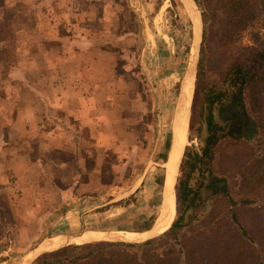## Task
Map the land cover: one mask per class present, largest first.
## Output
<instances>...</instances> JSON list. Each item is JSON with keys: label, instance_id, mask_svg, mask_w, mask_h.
<instances>
[{"label": "rangeland", "instance_id": "1", "mask_svg": "<svg viewBox=\"0 0 264 264\" xmlns=\"http://www.w3.org/2000/svg\"><path fill=\"white\" fill-rule=\"evenodd\" d=\"M202 26L196 46L181 0H0V264H32L46 254L33 259L41 244L66 236L152 230L161 219L175 113L192 55L181 154L201 149L207 137V111L195 101L202 97ZM238 42L264 45V22ZM211 44L202 83L226 92L213 106L214 122L233 137L230 127L243 111L251 117L247 100L223 81L240 50H222L217 38ZM87 105L98 116L94 127ZM253 130L240 131L244 143L237 147L263 149L264 135ZM179 175L180 167L162 232L176 216ZM211 178L196 172L191 183ZM229 181L233 187L236 179ZM200 193L213 194L202 187ZM98 236L86 243L127 242Z\"/></svg>", "mask_w": 264, "mask_h": 264}, {"label": "trees", "instance_id": "2", "mask_svg": "<svg viewBox=\"0 0 264 264\" xmlns=\"http://www.w3.org/2000/svg\"><path fill=\"white\" fill-rule=\"evenodd\" d=\"M195 1L205 24L197 83L202 97L195 96V101L207 111V137L201 149L186 147L170 227L142 242L95 241L65 247L32 264H264V143L261 151L237 147L243 138L228 137L214 122L213 106L226 92L214 86L206 89L202 83L211 40L220 39L222 50H240L223 81L247 100L256 136L264 135V45L238 42L244 32L264 22V0ZM222 142L229 146L220 147ZM196 172L212 178L194 187ZM218 172L222 183L214 177ZM228 178L236 179L233 187ZM201 187L213 194L203 197Z\"/></svg>", "mask_w": 264, "mask_h": 264}, {"label": "bare ground", "instance_id": "3", "mask_svg": "<svg viewBox=\"0 0 264 264\" xmlns=\"http://www.w3.org/2000/svg\"><path fill=\"white\" fill-rule=\"evenodd\" d=\"M182 3L185 6V9L187 10V13L189 14L190 18L194 21V29H195V33H196V39H195V45L196 42H198L199 39V34H200V28H201V20H200V14L199 11L195 5V2L193 0H181ZM194 62V57L192 55L191 57V65L190 68H192ZM187 83H189V90H190V86L193 85L192 83V77L191 80H189ZM192 83V84H191ZM192 90V89H191ZM182 105V104H181ZM183 107V106H182ZM182 107H180L178 113L176 114L175 117V122H174V126H173V136H174V143H173V147H172V151H171V160L166 163V167L170 164L169 169H172L171 172L172 174H170L169 176V180H168V184L171 183L170 187L172 186V184L174 183V176H175V171L177 168V164L179 163L180 157L182 156L181 154V150H179V146L181 148V144L183 142V139L185 138L186 135V131H187V119H185V111L186 109H182ZM187 107V106H186ZM183 111V112H182ZM172 162V163H171ZM174 195V190L173 188H171L169 191L166 192L165 195V203L164 205H162V213H161V219L156 223V225L152 228L151 231H149L147 234L146 232H144L142 235H135V236H121L118 234H112V235H106L105 233H97V232H86L82 235H80L77 238H73L72 236H66L64 239H60V241L53 242L50 241V243L47 244H41L38 247L39 251H52L58 248H61L71 242H79V243H86L88 241H92V240H98L100 238H106L109 240H116V239H124L126 241H142L145 239H149L152 237H155L157 235H159L165 228H167L170 219H171V202H172V196ZM165 205L168 206V211L165 214ZM163 233V232H162ZM57 237V236H56ZM59 237V236H58ZM57 237V238H58ZM110 237V238H109ZM59 239V238H58ZM79 239V240H78Z\"/></svg>", "mask_w": 264, "mask_h": 264}, {"label": "water", "instance_id": "4", "mask_svg": "<svg viewBox=\"0 0 264 264\" xmlns=\"http://www.w3.org/2000/svg\"><path fill=\"white\" fill-rule=\"evenodd\" d=\"M195 2V0H193ZM195 5H196V2H195ZM200 14V13H199ZM200 20H201V28H200V34H199V39H198V42H196V46L198 45L199 46V43L201 42V39L203 37V21H202V17H201V14H200ZM194 21L192 20V24H193V42L195 41V30H194ZM195 44V42H194ZM198 48V47H197ZM197 48H196V51H197ZM192 70H193V66L192 68H188V70L186 71V74H185V78L183 80V84H182V87H181V93H180V96H179V100H178V105H177V108H176V113H175V117H176V114L178 113L180 107H182V109H186L188 106V101H189V93H190V90H189V83H187L189 80H191V75H192ZM191 87V86H190ZM182 104V105H181ZM183 112V111H182ZM186 112V111H185ZM186 117V115H185ZM173 143H174V136H173ZM173 143H172V147H173ZM172 147H171V150H170V153H169V157H168V160L167 161H170L171 160V151H172ZM184 154V152H183ZM182 154V156H183ZM180 163V161H179ZM177 164V168H176V171H175V176H174V187H173V190H175L176 188V181H177V172H178V169L180 167V164ZM172 174V172H171ZM168 180H169V171H168V174L166 173V177H165V181H164V186H163V193H164V200H163V205L165 203V195H166V192L170 190V185L171 183L168 184ZM80 235H77V236H72L73 238H77L79 237ZM127 242H134V241H127ZM70 244H75L74 242H71L67 245H70ZM65 245V246H67ZM63 246V247H65ZM62 248V247H61ZM60 249V248H58ZM58 249H55V250H58ZM55 250H52V251H55ZM47 252H51V251H48V250H44V251H39L38 249L36 250V252L34 253L35 255H33V259H35L38 255L40 254H43V253H47Z\"/></svg>", "mask_w": 264, "mask_h": 264}, {"label": "crops", "instance_id": "5", "mask_svg": "<svg viewBox=\"0 0 264 264\" xmlns=\"http://www.w3.org/2000/svg\"><path fill=\"white\" fill-rule=\"evenodd\" d=\"M69 84H67L66 82H65V87H67ZM88 94H86L85 96H87ZM85 96H80L79 97V100L82 98V97H85ZM79 102V101H78ZM93 107H94V105H92V106H86V108H85V111L88 113V111L89 112H91V120H89V124L91 125V126H93L94 127V124H95V119H97V115H94V111H95V108L93 109ZM77 112H79V110L77 111ZM89 114V113H88ZM69 118H71V116H68ZM75 118H80L79 117V115L77 116V117H75ZM91 121V122H90ZM84 122V121H83ZM82 122V123H83ZM85 126H87L86 124H84ZM92 127V128H93ZM246 127H249L250 128V130H251V132L252 131H254L253 129H254V127H255V124L245 115V112L243 111V113H242V117H241V119L238 121V122H236V123H233V125L230 127L231 128V132H232V134H231V136H233V137H239V138H243L242 136H243V134H242V132H240V131H242V130H244V129H246ZM46 138H48V136H44V139L43 140H45ZM45 143H44V145H46V141H44ZM63 147V146H62ZM169 162V161H168ZM168 162H166V163H168ZM172 163V162H171ZM168 167V166H167Z\"/></svg>", "mask_w": 264, "mask_h": 264}]
</instances>
